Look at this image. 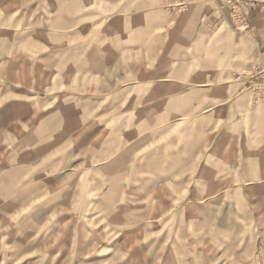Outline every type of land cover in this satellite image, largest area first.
Listing matches in <instances>:
<instances>
[{"label": "rangeland", "instance_id": "374dc122", "mask_svg": "<svg viewBox=\"0 0 264 264\" xmlns=\"http://www.w3.org/2000/svg\"><path fill=\"white\" fill-rule=\"evenodd\" d=\"M237 2L0 0V264L95 235L107 264H264V0Z\"/></svg>", "mask_w": 264, "mask_h": 264}, {"label": "crops", "instance_id": "0c3cea01", "mask_svg": "<svg viewBox=\"0 0 264 264\" xmlns=\"http://www.w3.org/2000/svg\"><path fill=\"white\" fill-rule=\"evenodd\" d=\"M102 239H103V235H95V236L91 237V239H90L91 242L94 240L96 243H101V244H97L95 246L93 244H90V245L86 244V245H81V246L77 247V248H79L78 251H77V252H79V254H85L86 255L83 258V261H81L82 264H107V261H105V260L102 261L103 258L101 256L98 257V256H88V255H101V254H104V253L105 254L112 253L111 260H113L114 259L113 258L114 255L119 253V249H118V251H116V250L114 251L112 249L104 251V249L105 248H109V246H103V240ZM101 240H102V242H101ZM194 244H195V241L192 240V245L194 246ZM145 248H147V247L145 246ZM57 251L58 250L56 249V250L52 251L51 253H57ZM75 251L76 250H74L73 253H75ZM10 252H12V251H10ZM69 252H71V251H69ZM128 252H130V251H128ZM132 252L134 253L135 251L133 250ZM15 253H18V251H15ZM108 264H116V263H114L112 261V263L110 262Z\"/></svg>", "mask_w": 264, "mask_h": 264}, {"label": "built area", "instance_id": "2783aa9c", "mask_svg": "<svg viewBox=\"0 0 264 264\" xmlns=\"http://www.w3.org/2000/svg\"><path fill=\"white\" fill-rule=\"evenodd\" d=\"M238 0H227V2L230 3V5L233 6V8L236 10V8L238 7L239 3L237 2ZM243 3V2H242ZM241 6V5H240Z\"/></svg>", "mask_w": 264, "mask_h": 264}]
</instances>
